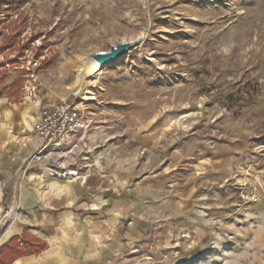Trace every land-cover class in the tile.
<instances>
[{"label": "rangeland", "instance_id": "rangeland-1", "mask_svg": "<svg viewBox=\"0 0 264 264\" xmlns=\"http://www.w3.org/2000/svg\"><path fill=\"white\" fill-rule=\"evenodd\" d=\"M138 38L75 90L84 56ZM0 72L6 117L67 100L88 124L25 176L26 239L62 238L43 264H264V0H0Z\"/></svg>", "mask_w": 264, "mask_h": 264}, {"label": "crops", "instance_id": "crops-1", "mask_svg": "<svg viewBox=\"0 0 264 264\" xmlns=\"http://www.w3.org/2000/svg\"><path fill=\"white\" fill-rule=\"evenodd\" d=\"M36 108L38 111L34 110L35 114L39 112V106ZM31 115L28 110H22L21 120V110L19 111L18 108H13L8 117L2 113V110L0 111V248L12 237L22 235L28 226L20 214L25 213L26 207H36L39 203L36 202V192L25 188V181L38 180L35 175H29L31 178L27 177L28 179H25V176L28 168L30 170L36 166L34 154L41 145L39 135L32 130L33 119H30V122L26 121ZM80 179L83 180V178ZM50 208L54 207L51 205ZM15 212L18 213L17 216ZM11 229H14L11 236L1 241ZM44 252L23 256L17 260L30 259L28 264H37L38 262H35L37 260H31V258L37 259Z\"/></svg>", "mask_w": 264, "mask_h": 264}, {"label": "built area", "instance_id": "built-area-1", "mask_svg": "<svg viewBox=\"0 0 264 264\" xmlns=\"http://www.w3.org/2000/svg\"><path fill=\"white\" fill-rule=\"evenodd\" d=\"M38 106L39 112L33 113L32 130L39 135L41 145L34 157L41 159L43 157L63 158L68 155L75 156L77 153V137L88 128L79 104L61 100L46 105L39 101ZM60 167V170L53 169L54 176L61 177L58 176L59 172L61 173L69 168L70 172L78 173L79 178H86L84 175L79 174L77 168L72 164Z\"/></svg>", "mask_w": 264, "mask_h": 264}, {"label": "bare ground", "instance_id": "bare-ground-1", "mask_svg": "<svg viewBox=\"0 0 264 264\" xmlns=\"http://www.w3.org/2000/svg\"><path fill=\"white\" fill-rule=\"evenodd\" d=\"M104 68H105V66H100V64L97 61H95L89 55H86V56H84L81 59V61H80V69H79L80 72H79V76H78V82L76 83L77 85L75 86V90L76 91H83L84 94H85V97H84L85 100H89L90 98H93L92 97V95H93V87L90 86V84H91L90 83V78L93 75H95L96 73L101 72ZM84 70H87V71L84 72ZM83 84H86V88L85 89L82 87ZM89 95L91 97H89ZM4 110L7 113V116L12 112V109H4ZM32 115L28 116L26 121L30 122L31 121L30 119H33ZM28 126H30V125H28ZM69 170H70L69 168L65 169L63 171H65L66 173H64L62 171L61 173L59 172V174H58V176H61V177H65L66 176V178L68 179L67 182H64V183H61V181L55 182V184L52 185L53 188L56 187V189L60 190V191H66V190L70 189L69 184L70 183H75V181L79 177H78V173H74L73 171L70 172ZM48 174L49 175H53V173L51 171H49ZM48 174L41 175L40 182H43L45 179L49 178ZM79 222L80 221H79V217L78 216H76V215H74L72 213H68L67 214V221L62 225V233L64 234V237H63L64 239H67L68 241H70V240H72L73 236L75 237L76 235H79L81 233L82 228L81 227H77L76 233L73 234L72 237H69V235L71 234L70 233L71 228L74 227V224L79 223ZM10 231L8 233H6V235L3 237V239L1 241H4V240L9 238ZM49 242H50L49 247L44 252V254H41L42 256L40 255L41 257H38L37 259L31 258V260H37L35 262H38V263L41 262V264H43V263H46L49 259H52L53 251L57 250L59 248V246L62 245V238H59V237L51 238L49 240ZM28 260H30V259H22L21 258V259L17 260L14 264H28V262H29Z\"/></svg>", "mask_w": 264, "mask_h": 264}, {"label": "trees", "instance_id": "trees-1", "mask_svg": "<svg viewBox=\"0 0 264 264\" xmlns=\"http://www.w3.org/2000/svg\"><path fill=\"white\" fill-rule=\"evenodd\" d=\"M23 29H19L18 34L20 35ZM5 35V40L3 47H11L16 43V37ZM9 36V37H8ZM30 47V44H23L20 46V50L24 51L26 48ZM4 78L0 72V82ZM47 246V242L41 240L40 238H33L32 240L26 239V230L24 229L21 236L16 235L12 237L7 243H5L0 248V264H13L18 258L23 256H30L42 253Z\"/></svg>", "mask_w": 264, "mask_h": 264}, {"label": "water", "instance_id": "water-1", "mask_svg": "<svg viewBox=\"0 0 264 264\" xmlns=\"http://www.w3.org/2000/svg\"><path fill=\"white\" fill-rule=\"evenodd\" d=\"M141 42V38L119 42L107 51H97L91 57L97 61L100 66H108L118 62L131 49L135 48Z\"/></svg>", "mask_w": 264, "mask_h": 264}]
</instances>
